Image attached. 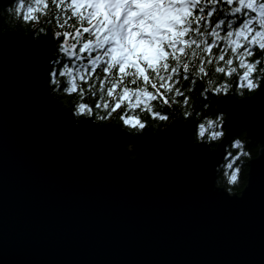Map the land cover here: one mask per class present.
<instances>
[{
  "label": "water",
  "instance_id": "1",
  "mask_svg": "<svg viewBox=\"0 0 264 264\" xmlns=\"http://www.w3.org/2000/svg\"><path fill=\"white\" fill-rule=\"evenodd\" d=\"M54 48L0 23V264H264V79L218 97L225 138L210 153L193 119L139 139L75 127L44 83ZM239 130L260 148L229 197L215 175Z\"/></svg>",
  "mask_w": 264,
  "mask_h": 264
},
{
  "label": "clouds",
  "instance_id": "2",
  "mask_svg": "<svg viewBox=\"0 0 264 264\" xmlns=\"http://www.w3.org/2000/svg\"><path fill=\"white\" fill-rule=\"evenodd\" d=\"M46 3L47 0H14L6 10L9 21L13 25L19 23L25 26L29 20L35 22L37 14L41 15V6ZM240 3L242 8L251 5L253 11L261 6V0H240ZM74 7L75 24H68L66 20L62 24L63 16L57 7L54 37L58 40L66 31H80L88 27L89 40L85 41L81 33L79 38L73 36L55 46L53 55L59 58L52 61V71L47 73L48 79H44V83L47 91L51 89L48 93L59 106L61 102L53 98L55 95L64 97V103H71V110L65 112L71 114L77 128L89 122L98 126V122L117 120L118 123L108 126L118 127L123 134L133 139H139L149 132L157 136L149 129V125L157 128L161 122L169 119V114L163 112L165 106L172 108V105L179 103L185 119L193 115L187 97L182 103L176 99L185 95L176 87L181 84L182 75L183 81L193 77L191 86L186 89L189 93L193 92L197 79L204 81L206 87L200 95L205 100L208 99L207 92L228 97L233 87L230 81L234 76L237 78L235 95L243 96L244 90L253 92L261 87L264 68L259 66L264 56L252 62L249 58L256 53L240 51L241 40H246L243 33L236 40H233L231 33L227 36L233 51L229 53L226 47L222 52L229 56L228 60L221 63L222 57L218 58L212 52L215 44L210 46L207 43L212 33L208 32L211 25L207 23L208 17L203 15L202 0H78ZM197 9L201 12L199 16L195 14ZM51 12L52 9L47 8L43 16ZM244 14L248 17L245 25L248 26L249 36L259 28V33L251 42L252 46H260V52H264V14ZM48 23L51 24V21ZM223 23L221 20L220 24ZM65 24H68L67 28H64ZM194 24L197 25L196 29H193ZM32 26L35 27L36 23ZM57 28L64 31H57ZM200 28L204 31H200ZM218 39L222 37L217 33L214 40L218 42ZM76 44L85 47L77 50ZM85 52L88 54L85 55ZM65 58L66 62L60 68V61ZM69 62H72V67H69ZM221 76L223 80H220ZM204 108L207 109L208 105L205 104ZM201 116L200 111H195L198 123L183 126L191 129L189 134L194 147L203 146L212 153L209 146L225 138V112H218L215 116ZM227 132L229 134V128ZM232 147H241L240 140H233ZM130 148L138 156L135 144L125 145L131 157ZM226 167L231 168V163ZM224 176L227 184L236 182V179L233 180L235 172L229 176L226 171ZM217 182L215 175V184ZM225 193L231 197V187Z\"/></svg>",
  "mask_w": 264,
  "mask_h": 264
},
{
  "label": "trees",
  "instance_id": "3",
  "mask_svg": "<svg viewBox=\"0 0 264 264\" xmlns=\"http://www.w3.org/2000/svg\"><path fill=\"white\" fill-rule=\"evenodd\" d=\"M13 2H14V0H0V23H1V27H2L3 31H16V32L25 33V34H29V33L34 32L36 37L49 36V37H51L52 41L54 42V46L59 45L64 40L63 36H60L58 40L54 37L53 27L56 24L55 21H52L51 24L46 22L49 20L50 14H49V16H43V15L37 14V17H38L37 21L34 22V21L29 20L28 22H26V26L20 25L19 23L13 25L9 21L8 13L6 11L7 8L10 7ZM33 23H36L35 27L32 26ZM41 28L44 29L43 32L40 31ZM56 30L57 31H64V29H59V28H57ZM260 57H261V53L259 51H257L256 55L249 58V59L255 60V59H258ZM58 58H59L58 56L54 55L53 60L58 59ZM73 60H74V58H73ZM52 61L49 63V65L46 68V71H45L46 79H48L47 73L52 71V68H53ZM65 62H66V58L62 59L60 61L59 67L62 68L63 64ZM69 67H72V62H69ZM259 67H264V62H262V64ZM57 74L59 75V69H57ZM256 74L257 75L259 74L258 69H257ZM205 79H207V78H205ZM223 79H224V77L221 76L220 80H223ZM236 79L237 78L234 76L232 78V80L230 81L233 84V87H232L231 91L229 92L230 94H233L234 96H236L238 98H243V97L250 96L254 93V91L249 92L247 90H244L243 96L235 95V81H236ZM262 80H261V82H262ZM217 83H219V81ZM189 86H191V78L189 79V81L181 80V84H178L176 87L180 88L181 91L185 93V95L179 96L176 99L178 102L182 103L183 100L187 97L189 99V105L193 109V115L185 119L181 114V108H180L179 103L172 105V108H168L167 106H165L163 108V112L169 114V119L165 122H161V126L157 127V128H151V124H150L149 128L153 132L158 133V132L165 130L168 127V125L171 124L176 119H181V120L193 119V120H195V111H200L202 113L201 118H203V116H207L209 114L215 116L218 112H222V111H219L216 109L217 99L220 95H215L212 92H207L206 93V95L208 97L207 100H205L204 97L202 95H200V93L203 92L204 88L206 87L203 80L197 79V83L194 87L193 92H191V93L186 91V89ZM61 87H63V78H61ZM54 97H56L61 102V105L64 108H71L72 107L70 102H68V103L63 102L64 97H62L60 95H55ZM153 103H156V102L154 101ZM171 103H172L171 100H169V104H171ZM205 104L208 105L207 109L204 108ZM225 119H226V115L224 116V120ZM107 122L118 123L117 120H110ZM107 122H98V123L103 124V123H107ZM196 122L198 123V121H196ZM237 139L240 140L241 147H235L234 148V147H232V141L237 140ZM233 140L227 146V152H226L225 158L223 159V162L221 163V165L218 167L217 185L223 186L227 190L229 187H231L232 193H238L239 194L247 183L249 160L258 155L260 145L255 143L254 141H251L250 139L246 138L245 132L243 130L237 131ZM218 143L219 142H214L211 145H212V147H216ZM242 153H247V155H243ZM237 157H239V158L237 159ZM232 161H235V162L232 163ZM229 163H231V168L226 167V165H228ZM237 169H238V171H237ZM226 171H227L229 176H231L235 172L236 182L234 184H232V185L227 184L226 178L224 176V173Z\"/></svg>",
  "mask_w": 264,
  "mask_h": 264
},
{
  "label": "snow or ice",
  "instance_id": "4",
  "mask_svg": "<svg viewBox=\"0 0 264 264\" xmlns=\"http://www.w3.org/2000/svg\"><path fill=\"white\" fill-rule=\"evenodd\" d=\"M78 2V0H63V3H61V0H47L46 5L41 6V15H43V12L46 11L47 8H51L52 12L47 16H49V21H55L57 18L56 9L59 7V12L62 14L63 19L61 20V23L63 24V21H67L68 24H75L76 23V9L74 5ZM202 6L203 7V15L208 17L207 23L211 25V27L208 28V32L212 33V36L208 38L207 43L208 45L212 46L215 44V46L212 47V52L218 57H222L220 60L221 63L223 61L228 60V55H223L222 50L226 47L229 48V53L233 51L232 48L229 47V41L227 40V36L229 33L232 34L233 40L239 39V34L243 33L246 37V40H241L242 47L240 49L241 52L250 51L256 53L257 51L260 52L259 48L260 46L253 47L252 41L254 37L259 33V28H257L256 32H254L251 36L248 35V26L245 25V20L248 19V17L244 13H251L252 16H256L257 12H261L264 14V0H261V6L257 8L256 11H253L252 6L248 5L247 7H241L240 0H234V2L230 3V0H202ZM197 16L201 15V12L199 9H197L196 13ZM35 19L37 20L38 17L36 16ZM223 20L224 23L220 24V21ZM235 21L234 23L232 21ZM203 23V22H200ZM231 23V28L229 27V24ZM68 24L64 25V28L68 27ZM243 26V27H242ZM253 27H256L255 24H253ZM197 25H193V29H196ZM200 31H204L203 28H200ZM83 33L84 40H89V29L88 27H84L83 29H80V31H76L73 29L72 31H66L64 35H62L65 39H72L73 36L76 38H79V36ZM219 34V37H222V39H218V42L214 40L216 37V34ZM63 40V41H64ZM75 43V41H74ZM85 45L83 44H76L77 50H80L84 48ZM261 56H264V52H260ZM88 53L85 52V55ZM254 62V60H252ZM264 62V61H262ZM261 62V64H262ZM205 63H207V60H205ZM213 64L216 63L215 60L212 61ZM264 68V67H261ZM211 73H209V76ZM192 79L193 77L190 76ZM181 80H183V75L180 77ZM236 177H233V180L235 181Z\"/></svg>",
  "mask_w": 264,
  "mask_h": 264
}]
</instances>
